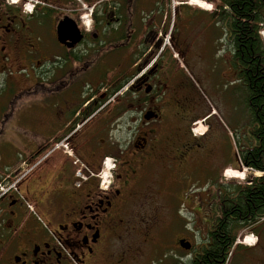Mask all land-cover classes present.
I'll use <instances>...</instances> for the list:
<instances>
[{
  "label": "flooded vegetation",
  "instance_id": "obj_1",
  "mask_svg": "<svg viewBox=\"0 0 264 264\" xmlns=\"http://www.w3.org/2000/svg\"><path fill=\"white\" fill-rule=\"evenodd\" d=\"M189 1L182 6L193 9ZM130 3L0 0V149H10L0 152V264H139L136 241L161 226L160 210L148 213L139 197L146 172L161 167L173 180V198L177 181L195 162L189 152L208 137H193L197 120L186 123L190 105L178 72L191 40L172 35V44L163 46L172 34V1ZM225 18L233 51L232 19ZM258 28L264 43V22ZM231 53L245 102V66ZM40 112L44 138L18 150V121L32 126ZM250 116L249 136L237 154V172L244 176L237 180L239 213L264 180V170L248 161L261 148L256 112ZM106 162L111 178L103 188L97 175ZM223 172L196 194L203 196L197 204L202 219L192 230L202 239L176 240L171 252H181L169 264H192L227 222ZM245 214L254 218L238 238L252 234L255 244L237 243L224 264H264V206Z\"/></svg>",
  "mask_w": 264,
  "mask_h": 264
},
{
  "label": "rangeland",
  "instance_id": "obj_2",
  "mask_svg": "<svg viewBox=\"0 0 264 264\" xmlns=\"http://www.w3.org/2000/svg\"><path fill=\"white\" fill-rule=\"evenodd\" d=\"M171 1L172 34L164 36L163 44H172V35L178 40L184 37H187L188 41L191 40L190 45L188 44L191 51L186 61H180L182 69L178 72L182 91L188 95L187 102L190 105L186 112V123L197 120L192 126L193 137L201 138L204 134L208 137L203 141L198 140L203 146L189 152V155L194 156L195 162L189 164L188 176L177 181L178 194L173 198L168 195L169 186H174L173 180L167 177L161 167L155 165L146 172L139 197L146 200L148 213L160 210L156 221L161 226L146 230L144 238L134 240L138 244L139 264H169L172 256H179L176 252H181H171L176 240L187 239L196 244L202 239L199 232L192 230L193 223L200 224L202 219L197 204L202 203L203 196L196 194L205 193L203 190L206 188V182L216 178L223 169L222 178L225 185H231V182L237 184V180L243 179L244 176L237 173L236 168L238 144L244 142L243 139L249 136L251 130L246 104L240 95L243 89L230 59L232 49L227 39L229 25L224 22L226 16L230 18L228 14H224L227 10L218 9L219 0L189 1L190 5L198 1L209 4L208 10L198 6L199 4L192 5V9L183 7L182 0ZM42 112L34 116L32 126L29 120L25 125L26 119H23L21 126L22 120L18 121L19 130L15 137L18 150H21L20 145L30 146L32 143H40L44 138L46 130L44 131L41 122L45 116ZM198 121L202 125L196 126ZM199 132L203 134L200 135ZM0 152L10 153V149L3 146ZM16 154L21 155L20 151ZM107 171L110 179L111 167L106 162L98 175L103 187L107 181H103V173ZM232 174L237 176L233 177ZM13 187L16 186L12 185L11 188ZM193 198L199 201L191 202ZM163 224L172 226L167 229ZM202 234L204 235V232ZM250 241L255 240L252 237L247 238L246 242Z\"/></svg>",
  "mask_w": 264,
  "mask_h": 264
},
{
  "label": "trees",
  "instance_id": "obj_3",
  "mask_svg": "<svg viewBox=\"0 0 264 264\" xmlns=\"http://www.w3.org/2000/svg\"><path fill=\"white\" fill-rule=\"evenodd\" d=\"M132 6L137 0H129ZM219 10H227L224 14L232 19L231 30L234 32L233 54L236 59L240 58L245 66L243 80L245 90L243 95L247 108L250 124V113L256 112L259 127L257 136L261 143L258 152L248 156V161L255 168L264 170V43L258 34V26L264 22V0H219ZM228 12V13H227ZM220 17V16H219ZM227 17V16H226ZM258 29V30H257ZM123 85L114 89L116 94ZM240 145L238 144V150ZM238 154V152H237ZM235 165V163L233 164ZM237 168V165H236ZM224 185L227 222L219 226L212 233V241L207 247L201 248L196 253L192 264H224L231 257L233 248L238 239L242 225H245L254 215L245 214L248 210L264 206V180L263 184L256 190V194L247 195L248 205L244 210L237 212V184ZM217 185V183H216Z\"/></svg>",
  "mask_w": 264,
  "mask_h": 264
},
{
  "label": "bare ground",
  "instance_id": "obj_4",
  "mask_svg": "<svg viewBox=\"0 0 264 264\" xmlns=\"http://www.w3.org/2000/svg\"><path fill=\"white\" fill-rule=\"evenodd\" d=\"M199 4V5H198ZM192 5H198V6H201L202 8H204V9H210L209 7H210V5L209 4H206V3H203V2H200V1H198V2H192ZM195 124V123H194ZM200 125H202L199 121H198V123H196V126H200ZM194 132V131H193ZM198 134H203L202 132H199ZM227 173H229V176L231 175V173L230 172H227ZM233 175V177L235 176H237V174H232ZM251 242L252 241H250L248 244L249 245H251Z\"/></svg>",
  "mask_w": 264,
  "mask_h": 264
},
{
  "label": "built area",
  "instance_id": "obj_5",
  "mask_svg": "<svg viewBox=\"0 0 264 264\" xmlns=\"http://www.w3.org/2000/svg\"><path fill=\"white\" fill-rule=\"evenodd\" d=\"M101 175H102V174H101ZM77 176H78V178H79L80 180H85V175L82 173L81 170H79V171L77 172ZM108 176H109V172H108V171H107V172H104V173H103V181L108 180V179H109Z\"/></svg>",
  "mask_w": 264,
  "mask_h": 264
},
{
  "label": "water",
  "instance_id": "obj_6",
  "mask_svg": "<svg viewBox=\"0 0 264 264\" xmlns=\"http://www.w3.org/2000/svg\"><path fill=\"white\" fill-rule=\"evenodd\" d=\"M182 248H184L185 250H189L191 248L189 243H185V242H180Z\"/></svg>",
  "mask_w": 264,
  "mask_h": 264
}]
</instances>
